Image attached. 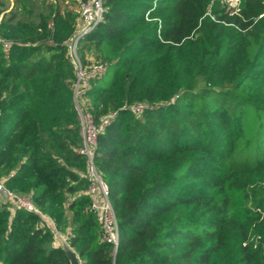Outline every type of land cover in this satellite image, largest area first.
<instances>
[{
	"label": "trees",
	"instance_id": "16d2710c",
	"mask_svg": "<svg viewBox=\"0 0 264 264\" xmlns=\"http://www.w3.org/2000/svg\"><path fill=\"white\" fill-rule=\"evenodd\" d=\"M80 1L0 0V178L54 218L81 264H264V0H102L78 52L108 62L79 105L115 246L92 208L68 42ZM145 108L134 112L135 105ZM0 264H71L0 202Z\"/></svg>",
	"mask_w": 264,
	"mask_h": 264
},
{
	"label": "built area",
	"instance_id": "2783aa9c",
	"mask_svg": "<svg viewBox=\"0 0 264 264\" xmlns=\"http://www.w3.org/2000/svg\"><path fill=\"white\" fill-rule=\"evenodd\" d=\"M230 8L231 13L238 11L242 0H220ZM80 21L77 32L68 42L69 55L77 68V81L75 83V102L78 114L82 124L83 147L81 153H85L89 161V178L91 185L89 192L92 197V208L98 214L103 227L104 238L112 242L115 246L118 243L119 230L118 223L113 205L108 198V190L102 181L93 161V150L97 144V135L99 127L96 125L91 112H89L82 104L79 105L77 98L90 85V79L100 78L107 72L109 63L94 61L85 67L79 57L78 46L81 41L100 21L103 19L105 7L102 0L80 1ZM0 41L10 45L11 41L0 37ZM134 112L140 113L145 105L139 103L132 107ZM10 201L13 207L23 208L29 212H33L40 217L41 225L49 229L55 237L56 243L66 246L69 243L70 232L63 233L59 229L54 218L44 213L33 201L30 194L18 193L8 188L4 180L0 178V201Z\"/></svg>",
	"mask_w": 264,
	"mask_h": 264
},
{
	"label": "water",
	"instance_id": "95a60500",
	"mask_svg": "<svg viewBox=\"0 0 264 264\" xmlns=\"http://www.w3.org/2000/svg\"><path fill=\"white\" fill-rule=\"evenodd\" d=\"M64 250L68 254L71 264H81L79 256L69 245L64 246Z\"/></svg>",
	"mask_w": 264,
	"mask_h": 264
},
{
	"label": "rangeland",
	"instance_id": "374dc122",
	"mask_svg": "<svg viewBox=\"0 0 264 264\" xmlns=\"http://www.w3.org/2000/svg\"><path fill=\"white\" fill-rule=\"evenodd\" d=\"M10 1H12V0H10ZM77 100V102L79 103V97L76 99ZM1 203H2V200L0 201ZM4 202V201H3ZM70 231V230H69ZM68 231V232H69Z\"/></svg>",
	"mask_w": 264,
	"mask_h": 264
}]
</instances>
